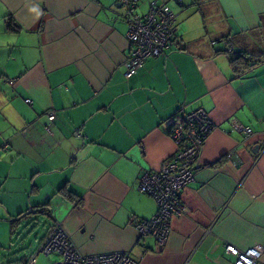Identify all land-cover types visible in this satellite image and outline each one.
<instances>
[{
    "label": "crops",
    "instance_id": "crops-1",
    "mask_svg": "<svg viewBox=\"0 0 264 264\" xmlns=\"http://www.w3.org/2000/svg\"><path fill=\"white\" fill-rule=\"evenodd\" d=\"M156 1L175 13L173 41L126 77L120 0H0V205L10 224L46 210L44 236L59 222L82 255L233 264L225 244L264 246V0ZM248 55L261 57L235 69ZM181 107L203 108L215 128L154 251L132 222L157 208L138 185L175 152L167 122Z\"/></svg>",
    "mask_w": 264,
    "mask_h": 264
},
{
    "label": "built area",
    "instance_id": "built-area-1",
    "mask_svg": "<svg viewBox=\"0 0 264 264\" xmlns=\"http://www.w3.org/2000/svg\"><path fill=\"white\" fill-rule=\"evenodd\" d=\"M127 13V38L129 50L125 58V76L135 74L148 57L164 53L174 37L175 13L168 3L152 0L144 14L135 12L138 0H120ZM227 43V41H224ZM10 83L14 79H9ZM31 103V99H26ZM48 119L54 114L49 112ZM168 135L176 146L175 152L164 160L158 169L142 174L138 189L151 196L157 205L150 218H133L132 222L140 237L150 236L154 240V251H161L167 243L171 219L184 212L182 189L195 180L203 144L215 128L207 112L198 107L191 111L181 107L168 119ZM234 127L248 137L252 130L232 122ZM6 148V145L2 146ZM225 252L234 257L233 264H258L264 246L255 244L244 250L225 244ZM56 254L59 259L49 264H136L130 251H114L93 255H82L72 242L61 223L55 222L42 239L37 253L25 264H36V256Z\"/></svg>",
    "mask_w": 264,
    "mask_h": 264
},
{
    "label": "rangeland",
    "instance_id": "rangeland-1",
    "mask_svg": "<svg viewBox=\"0 0 264 264\" xmlns=\"http://www.w3.org/2000/svg\"><path fill=\"white\" fill-rule=\"evenodd\" d=\"M50 220L47 216L28 214L11 227L10 218L0 205V264H25L37 253ZM59 259L56 254L38 253L36 264H49Z\"/></svg>",
    "mask_w": 264,
    "mask_h": 264
},
{
    "label": "trees",
    "instance_id": "trees-1",
    "mask_svg": "<svg viewBox=\"0 0 264 264\" xmlns=\"http://www.w3.org/2000/svg\"><path fill=\"white\" fill-rule=\"evenodd\" d=\"M8 26L10 28L14 26L11 23L10 19L8 20ZM253 57H257V60L254 61V59H256V58H253ZM259 57H261V56L260 55H250V56L248 55V56H246V58H243L242 56H235L234 58H232L231 63L233 64L235 69H236V67L239 70L240 69H245V68H248L250 66L255 65L260 60ZM241 62H243V65L239 66ZM30 213H33V214L41 213L42 215H44V214L47 213V211L38 209L37 212H25L24 214L20 213V214H18V216L14 220H12L11 227H13L15 224L19 223V221H20L22 216H26V215H28Z\"/></svg>",
    "mask_w": 264,
    "mask_h": 264
}]
</instances>
